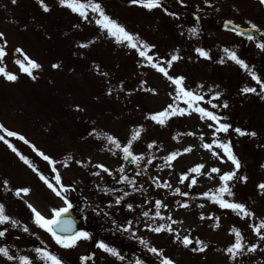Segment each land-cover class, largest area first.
<instances>
[{
	"label": "rangeland",
	"instance_id": "rangeland-1",
	"mask_svg": "<svg viewBox=\"0 0 264 264\" xmlns=\"http://www.w3.org/2000/svg\"><path fill=\"white\" fill-rule=\"evenodd\" d=\"M45 2L50 8L47 12L38 0H16V3L0 0V32L5 34L0 38V44L7 40L6 55L0 66L18 77L9 81L0 74V123L23 135L27 142L18 137H7L3 130H0V136L28 156L57 189L59 184L55 176L59 173L60 183L68 186L65 193L68 201L77 202L76 213L81 220L79 230L88 231L91 239H81L76 246L64 248L34 223L28 203L51 218V209L66 206L65 200L0 140V203L5 205L6 214L19 221L15 227L11 222L0 224V230L7 229L0 237V247H8L14 257L10 260L0 254V264H21V256H28L32 264H46L35 252L37 247L47 248L64 264H85L81 259L85 256L88 257L86 264H135L138 258L145 264H160L157 256L136 237H143L149 246L164 249V255L172 258L175 264H264V239L253 227L264 220V192L258 188V184L264 182V98L251 77L252 69L246 71L224 53L223 49L227 47L244 59L232 45L234 35L222 31L219 24L223 18L237 23L259 20L264 10L250 6L249 0H213V21L217 26L209 28L207 35L210 38H207L203 34L202 19H199L201 26L196 28L191 17L192 9L205 0H184L183 4L180 0H161L163 6L151 10L131 4L129 0H100L109 15L138 34L140 39L155 45L149 54L162 66L168 67L165 61L178 51L181 59L172 62L168 67L169 74L185 76V86L192 90L202 85L199 91L205 100L200 106L214 111L222 117L221 122L233 126L227 133L220 132L213 137L214 128L208 125L215 122L202 120L195 111L190 115L172 116L163 125L151 120L149 113L159 112L173 103L175 85L172 81L149 65L138 50L108 36L95 24L91 13L89 20H84L61 6L59 0ZM192 28L197 29L195 34L190 31ZM81 44L88 46L80 47ZM197 47L208 50L211 58L199 56L195 51ZM17 48L23 49V53L17 52ZM24 53L41 65L32 70L35 79L16 63L17 59H24ZM221 58L224 63H220ZM53 64L60 67L54 68ZM254 71L264 79V71ZM245 86L256 87L257 93H244ZM216 91L221 95L213 99ZM224 101L228 103L227 108L223 107ZM177 103L186 107L182 101ZM213 104L218 107L214 108ZM236 127L255 131L257 135L241 136L234 131ZM138 129L140 136L133 141L132 150L134 154H143L144 160L129 165L121 158L122 149L110 145L104 134L114 135L126 144ZM214 139L231 140L241 163L237 176L248 177L246 182L237 178L229 181L234 195L225 194V198L244 203L254 215L243 216L231 209H222L202 195L221 185L219 177L223 172L235 169L217 145L213 144L212 149L203 147ZM152 141L157 143L148 148ZM32 145L56 161L55 169ZM188 146H192V150L184 152ZM173 151H179L180 155L167 162L164 158ZM99 164L111 172L98 168ZM197 164H203L204 168L200 173H191L189 170ZM122 167L123 172L120 171ZM213 167L219 168L220 172L207 175ZM185 172L189 179L180 183V176ZM193 175L197 183L188 187ZM122 176L135 178V185L125 181L115 188ZM156 178L160 181L159 186L155 183ZM4 180L9 184L4 185ZM165 182L171 187H165ZM23 187L30 188V192L16 196L15 190ZM176 187L189 195L176 193ZM117 189L124 193L130 191L136 220L132 229L117 231L115 237L109 231H98L96 221L99 216L95 208L98 203L107 201L108 209L116 213L112 198L107 196H118L113 192ZM158 199L168 205L160 209L162 214L180 221L172 226L179 230L181 237L190 235L194 239L193 245L185 248L174 239L173 233L166 230L155 233L144 226L171 223L154 217ZM185 201L189 206L181 207ZM145 211L150 213L148 217L142 215ZM215 217H219V227L214 226ZM25 225L29 229L27 232ZM234 226L241 232L244 249L232 258L225 249L235 242V233L231 231ZM261 232L264 233V229ZM196 237L209 246L202 253L190 250L195 246ZM100 240L120 250L125 259L121 261L100 249L97 246ZM252 244L257 245L255 251L248 250Z\"/></svg>",
	"mask_w": 264,
	"mask_h": 264
},
{
	"label": "snow or ice",
	"instance_id": "snow-or-ice-1",
	"mask_svg": "<svg viewBox=\"0 0 264 264\" xmlns=\"http://www.w3.org/2000/svg\"><path fill=\"white\" fill-rule=\"evenodd\" d=\"M13 3H16V0H12ZM39 4L43 8L45 12L49 11V5L45 2V0H38ZM131 4H139L143 6L146 9H154L156 7H162L161 0H129ZM180 3L183 4L184 0H180ZM205 3H210V0H205ZM261 4H264V0H260ZM59 4L61 6H66L68 9H70L73 13L78 14L80 17H82L84 20H89V13L92 14L95 24L99 26V28L106 32V34L110 37L115 38L117 43H126L128 47L132 49H136L139 52V55L141 57H144L145 60L149 65H151L153 68L157 69L159 72L163 73L172 83L175 85V93H174V99L173 103H170L167 105V107L159 112L156 113H149V118L161 125L165 124V122L172 116L180 115L183 116L186 113L191 114L192 111H195L196 113H199L200 118L202 120H211L215 122L214 124H209V128H214V131L212 133L213 137H216L218 133L224 132L227 133L230 128L233 126L230 123L227 122H221L222 117L218 114H216L214 111L208 110L206 107L200 106V102L205 100V96L199 91V88H202V85L198 86L197 90H192L185 86V76L179 75V76H172L168 72V67L171 66L173 61H177L181 59L180 55L178 54V51L176 54H172L171 58L169 60H166L165 63L168 65V67L162 66L161 63H158L154 60L153 55L149 54V50L155 48V45L150 44L142 39H140L138 34H135L131 31H129L125 25L120 23L117 19L113 18L111 15H109L100 0H59ZM165 11L168 10L165 8ZM173 16H176L177 13H170ZM232 21H226L225 27L227 28L229 24H232ZM251 29L258 30V25L252 22H249ZM239 29V25H236L233 31H237ZM190 31L195 34L197 32L196 28L190 29ZM240 35H244V32H240ZM5 34L3 32H0V38H3ZM248 40H253L255 37L251 34L247 36ZM6 45L7 40H3V44H0V61L4 58L6 55ZM87 44H81L80 47H87ZM257 47L260 49H264V40H261ZM17 52L23 53V49L17 48ZM196 53L199 54V56L210 59L209 51L202 47H197L195 49ZM224 53L228 58H230L232 61H235L237 64H239L242 68H244L246 71H249L250 66L249 64L240 56L237 54L235 50H231L227 47L223 49ZM16 63L20 66V69L27 73L28 75L32 76L33 79L36 77L33 75V69H39L41 65L34 59L27 56L26 53H24V59H17ZM220 63H224V59L221 58ZM52 67L58 68L60 67L59 64H53ZM97 70H99V65L96 66ZM0 74H2L7 80L9 81H15L17 80V75L12 73L11 71L7 70L6 67L0 66ZM251 77L256 83L259 85L260 94L262 95V98H264V79L260 75H257L256 71L251 70L250 72ZM151 91H155V89H151ZM242 91L244 93H257L256 87H250L245 86ZM111 93V89H109V94ZM221 93L219 91H216L213 94V99L219 98ZM182 101L186 107H180L177 102ZM211 103V100L208 101ZM78 110H80V106H76ZM213 107H218V105L213 104ZM223 107L227 108L228 103L227 101H224ZM143 126H141L142 128ZM0 130H3L7 134V137H18L20 140H25V137L16 131L9 130L6 128L2 123H0ZM95 132V129L93 130ZM234 131L243 136V135H251L256 136L257 133L255 131L249 132L248 130L242 129L240 127H236ZM140 136V130H136L133 132V135L131 139L126 143L122 144L120 140L115 137L114 135L104 134V138L107 140V142L114 146L115 149H122L123 155L125 159L131 158L133 162L139 163L140 161L144 160L143 154H134L133 152V141L138 139ZM201 138L203 139V135H201ZM0 140L4 141L6 144H8L9 148L12 149L13 152H16L17 155H19L20 159L27 165L33 168L34 171H37L38 175L40 176L41 180H43L49 188H51L53 191L56 192L58 196H62L65 200V205L63 207L59 208H52L51 211L53 215L51 218L45 217L40 211H38L31 203H28V207L31 209L32 213L34 214V223L39 226L40 228L46 230L48 233L51 234L55 242L64 247V248H72L77 245L78 241L81 239H91V234L86 230H77L75 227V220H73L70 216H64V214L68 213L71 209L72 205L71 202L68 201L67 196L65 193L68 190V186L63 185L60 183L61 177L59 173L55 176V181L59 184V189H57L52 182L48 180V178L40 172L35 165H33L32 161L28 158V156L22 154L19 152V150L13 145L9 140H7L4 136H0ZM157 142L152 141L148 144V148H152ZM213 144L217 145L220 149L223 150V152L226 154L227 159L230 160L234 165L235 169L232 171H226L223 172V174L220 175L219 179L222 182L221 185L216 188L215 190H208L204 193H202L203 196L208 197L211 201L218 204L222 209H231L235 212H237L240 215L243 216H252L254 213H252L248 208H246L244 203L241 202H235L230 201L229 199L225 198V194L228 196L234 195L232 192V188L229 184V181H232L234 178L237 179H243L245 182L247 181L248 177H238L237 171L241 167L240 160L238 159L237 155L233 151V146L231 140L228 141H221L219 139H214L212 143H205L203 145L206 149H212ZM33 149L37 151V153L43 157L44 160L48 161L50 164L53 165V168L55 169L56 161L46 155L43 151L37 149L35 145H32ZM110 151L112 149H109ZM192 150V146H188L185 149H183L184 152H189ZM214 155H219V153L214 152ZM180 155L179 151H173L168 156H166L164 159L167 162L173 161L175 158H177ZM223 159V157H221ZM78 163H83L82 161H78ZM148 163H151V160L148 161ZM169 167L172 166L171 163L168 164ZM98 168L103 169L104 171L111 172L110 169H108L105 165L99 164L97 165ZM204 168L203 164H197L194 167H192L189 171L191 173H200L201 169ZM121 172L124 171L123 167L120 169ZM220 169L217 167L211 168V172L207 173V175H211V173H219ZM99 174V173H97ZM122 180L129 181L133 186L135 185V178H129L127 176H122ZM189 179L188 172L182 173L180 176V183H184L185 180ZM155 183L157 186H159L160 181L158 178H156ZM197 183L196 176H191L190 178V184L188 187H191ZM4 185H8L9 181L4 180ZM165 187H171L170 184L167 182L164 183ZM258 188L264 192V182H261L258 184ZM176 193H180L183 196H188L189 192H181V189L179 187H176L174 190ZM30 188L23 187V188H17L15 190L16 196H20L21 193H29ZM125 195H128L125 193ZM123 200L122 196H117L115 203L119 205L121 201ZM111 203V202H110ZM179 203V202H178ZM181 207H188L187 201H185L183 204L180 205ZM203 207V205H200ZM167 208L168 205L165 204L162 200H156L155 201V212L154 217L160 218L161 220H167L171 221L170 224L160 223L157 226L153 227L152 224H145L144 226L146 228H149L151 231L155 233H160L162 231H167L169 233L174 234V239L181 243L185 248H188L190 245H193L194 239L188 235L185 234L181 237L179 230L175 229L172 225L176 223H180V221H176L172 219L171 215H168L165 217L162 212L160 211L161 208ZM128 209H132L133 205L131 203L127 204ZM149 212L145 211L143 212L144 217L149 216ZM201 218H203V214H201ZM216 224L215 227H219V217H215ZM6 222H11L12 226L15 227L19 224V221L11 217L10 215L6 214L5 205L0 203V224H4ZM139 223V221H137ZM120 229L127 232L130 229L133 228V222L131 220L127 221L124 225H118ZM254 231L261 237V239H264V233L261 232V229H264V220L261 221V223L256 226L254 225ZM7 229L0 230V237L4 236ZM24 231H29L28 227L24 226ZM232 232L235 233V242L232 243L229 247L225 249L227 253L230 254L232 258H235V256L244 249V244L242 243L243 237L241 235V232L238 228L235 226L231 229ZM139 242L144 245L149 252L156 255L157 258L160 260V264H175V261L164 255V249L157 248L155 246H149V242L143 239V237H136ZM97 246L100 249H103L104 251L110 253L112 256L117 257L119 260L123 261L125 257L121 254L120 250H118L116 247L110 246L108 243H106L103 240H100L97 242ZM208 244L205 243L202 239L199 237L195 238V246L191 247V251L194 253L197 252H204L208 248ZM257 245L252 244L249 247V251H255ZM35 252L38 254V256L46 262V264H64L63 260L53 252L49 251L45 247H37L35 249ZM0 254L7 257L8 259H13L14 257L10 254L8 247H0ZM83 261H88V257H82ZM19 260L21 261V264H32V261L28 256H21L19 257ZM135 264H145V262L142 259H136Z\"/></svg>",
	"mask_w": 264,
	"mask_h": 264
},
{
	"label": "flooded vegetation",
	"instance_id": "flooded-vegetation-1",
	"mask_svg": "<svg viewBox=\"0 0 264 264\" xmlns=\"http://www.w3.org/2000/svg\"><path fill=\"white\" fill-rule=\"evenodd\" d=\"M253 4H251L252 7H263L264 4L260 3V0H252ZM199 7V6H198ZM261 9V8H260ZM211 8L209 4H203L201 5V8H197L196 6L192 9L191 17L198 18V21L194 22V26L196 25V28H199L201 26V23L199 19H202V25L205 26L204 29V36L207 38H210V35H207V31L210 30L209 28L212 27V24H216L213 22V15L211 13ZM198 15V16H197ZM260 20V21H259ZM259 20H243L240 24L241 27H247L251 29L250 23H255L258 25V30L251 29L252 35L255 37L253 40H248L246 36L241 35H234L235 42L232 44L237 51H239L245 60L249 62L250 69L257 70V71H264V49H260L257 47V44L264 40V19L260 18Z\"/></svg>",
	"mask_w": 264,
	"mask_h": 264
},
{
	"label": "water",
	"instance_id": "water-1",
	"mask_svg": "<svg viewBox=\"0 0 264 264\" xmlns=\"http://www.w3.org/2000/svg\"><path fill=\"white\" fill-rule=\"evenodd\" d=\"M223 26L225 27V22H224ZM235 27H236L235 25L229 24L227 28L234 29ZM237 31H241L242 32L243 30L242 29H238ZM123 159L125 161L129 162V163H132L133 162L131 158L125 159L124 158V155H123ZM73 207H74V205H73ZM64 216H70L73 220H75V227L77 229L78 220H77L76 216L74 215L73 211L72 210H69V212L66 213V214H64Z\"/></svg>",
	"mask_w": 264,
	"mask_h": 264
}]
</instances>
